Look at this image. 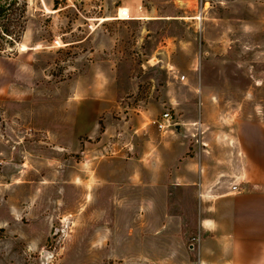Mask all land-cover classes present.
<instances>
[{
	"label": "rangeland",
	"instance_id": "374dc122",
	"mask_svg": "<svg viewBox=\"0 0 264 264\" xmlns=\"http://www.w3.org/2000/svg\"><path fill=\"white\" fill-rule=\"evenodd\" d=\"M9 5L25 25L0 53V264H217L186 175L264 125V0ZM164 113L185 137L151 124Z\"/></svg>",
	"mask_w": 264,
	"mask_h": 264
},
{
	"label": "crops",
	"instance_id": "0c3cea01",
	"mask_svg": "<svg viewBox=\"0 0 264 264\" xmlns=\"http://www.w3.org/2000/svg\"><path fill=\"white\" fill-rule=\"evenodd\" d=\"M261 133L264 134V125H257L254 121L238 123L232 136V163L216 165V162L221 164L220 156L216 157L212 152L214 165L199 159L198 168L196 164L192 166L194 163L189 167L190 170L195 168V179L186 175L188 183L185 184L198 187V197L194 200L201 208L198 245L202 243L203 253L206 250L208 258L218 261L217 264H264ZM210 150L217 153L221 149L215 146ZM208 152L209 147H202L198 155L202 157ZM233 185L237 186L236 192L231 191ZM194 244L187 246L189 254L194 253ZM190 245H193L192 252Z\"/></svg>",
	"mask_w": 264,
	"mask_h": 264
},
{
	"label": "trees",
	"instance_id": "16d2710c",
	"mask_svg": "<svg viewBox=\"0 0 264 264\" xmlns=\"http://www.w3.org/2000/svg\"><path fill=\"white\" fill-rule=\"evenodd\" d=\"M10 6L11 5H9L7 8L0 6V53L4 50V46L6 44L9 47H13L21 40V33L25 25L23 15L21 16V14H18V12L17 14L15 12L16 16L14 18H11L12 23L9 22L7 11L11 9ZM10 24L15 27L14 31H10Z\"/></svg>",
	"mask_w": 264,
	"mask_h": 264
},
{
	"label": "built area",
	"instance_id": "2783aa9c",
	"mask_svg": "<svg viewBox=\"0 0 264 264\" xmlns=\"http://www.w3.org/2000/svg\"><path fill=\"white\" fill-rule=\"evenodd\" d=\"M118 18L120 20H130L131 17L129 15V12L125 9H120L118 12ZM171 117L168 113H164L160 116V119H155L151 122L152 125H154L158 130H164L165 128L172 127L175 125L174 123H171ZM231 191L236 192L237 186L233 185L231 187ZM192 241H195L197 244L199 242V237L197 239H192ZM201 264V263H199Z\"/></svg>",
	"mask_w": 264,
	"mask_h": 264
},
{
	"label": "water",
	"instance_id": "95a60500",
	"mask_svg": "<svg viewBox=\"0 0 264 264\" xmlns=\"http://www.w3.org/2000/svg\"><path fill=\"white\" fill-rule=\"evenodd\" d=\"M173 128H174L175 132H176L178 135L185 137V136L182 134V132H181V131H182V127H181V125L176 124V125L173 126ZM189 250H190L191 252L193 251V245H190V246H189Z\"/></svg>",
	"mask_w": 264,
	"mask_h": 264
},
{
	"label": "bare ground",
	"instance_id": "6f19581e",
	"mask_svg": "<svg viewBox=\"0 0 264 264\" xmlns=\"http://www.w3.org/2000/svg\"><path fill=\"white\" fill-rule=\"evenodd\" d=\"M120 19V18H119Z\"/></svg>",
	"mask_w": 264,
	"mask_h": 264
}]
</instances>
